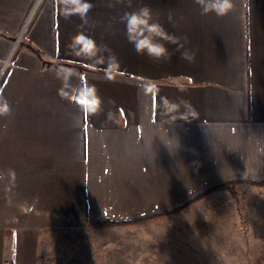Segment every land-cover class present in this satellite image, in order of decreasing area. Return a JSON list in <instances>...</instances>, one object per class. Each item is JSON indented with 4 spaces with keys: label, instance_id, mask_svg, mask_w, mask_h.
Segmentation results:
<instances>
[{
    "label": "crops",
    "instance_id": "0c3cea01",
    "mask_svg": "<svg viewBox=\"0 0 264 264\" xmlns=\"http://www.w3.org/2000/svg\"><path fill=\"white\" fill-rule=\"evenodd\" d=\"M87 2L82 17L77 0H0V69L19 44L0 70V264H38L42 228L80 210L135 221L238 181L232 208L264 212V0L224 17L195 0ZM145 6L178 38L163 56L133 43L145 30L124 14ZM254 230L240 242L260 258L264 218Z\"/></svg>",
    "mask_w": 264,
    "mask_h": 264
},
{
    "label": "rangeland",
    "instance_id": "374dc122",
    "mask_svg": "<svg viewBox=\"0 0 264 264\" xmlns=\"http://www.w3.org/2000/svg\"><path fill=\"white\" fill-rule=\"evenodd\" d=\"M18 46L8 52L1 71ZM239 184L232 185L233 194L231 186L213 190L189 205L126 224L112 225L80 210L77 223L63 219L42 228L38 264H264V255L254 256L258 247L249 254L251 244L243 243L256 233L264 212L232 208ZM148 203L145 198L144 207Z\"/></svg>",
    "mask_w": 264,
    "mask_h": 264
},
{
    "label": "clouds",
    "instance_id": "9594fccd",
    "mask_svg": "<svg viewBox=\"0 0 264 264\" xmlns=\"http://www.w3.org/2000/svg\"><path fill=\"white\" fill-rule=\"evenodd\" d=\"M130 3L131 0H129V6ZM195 3L200 6L202 15L214 13L218 17H224L233 9V0H195ZM77 6L79 8L78 14L82 17H85L92 7L87 0H77ZM124 16L127 17V22L129 24L138 25L145 30L142 39H147V44L141 46L140 43L133 41L138 52L147 51L149 55L155 54L156 56H163L167 53V48L159 41L167 40L173 44L178 43L177 37L168 35L162 25L153 22L151 10L147 6L142 7L137 11L126 12ZM133 21H135V23H133ZM153 49H156L157 51H153ZM182 55L184 59L189 61H192L195 58L194 54L188 55L185 53ZM163 102L168 105L169 112L175 110L177 107L175 104L169 103L166 98ZM10 111L11 109L7 102L0 98V116L9 115Z\"/></svg>",
    "mask_w": 264,
    "mask_h": 264
},
{
    "label": "trees",
    "instance_id": "16d2710c",
    "mask_svg": "<svg viewBox=\"0 0 264 264\" xmlns=\"http://www.w3.org/2000/svg\"><path fill=\"white\" fill-rule=\"evenodd\" d=\"M237 182H238V181H234V182L224 183V184H220V185L214 186V187L210 188L207 192H205L203 195L208 194L209 192L213 191L214 189H218V188L225 187V186L230 187V186H232L233 184H235V183H237ZM203 195H201V196H203ZM201 196H200V197H201ZM180 207H181V206H180ZM180 207H178V208H180ZM178 208H177V209H178ZM175 210H176V209H175ZM170 212H171V211H170ZM151 216H153V215H151ZM151 216H147V217L141 218V219H139V220H144V219H146V218H148V217H151ZM135 221H137V220H135ZM135 221H116V222H114V221H106V222L109 223V224L115 225V224H126V223H130V222H135Z\"/></svg>",
    "mask_w": 264,
    "mask_h": 264
},
{
    "label": "built area",
    "instance_id": "2783aa9c",
    "mask_svg": "<svg viewBox=\"0 0 264 264\" xmlns=\"http://www.w3.org/2000/svg\"><path fill=\"white\" fill-rule=\"evenodd\" d=\"M31 21V17L29 18V20L26 22L24 28H23V32H22V35L26 32V30L28 29V26H29V22ZM21 35V34H20ZM19 39V38H18ZM16 42H18V40H16ZM8 60H6L5 62H7ZM10 63V61H8ZM9 63L7 65H9Z\"/></svg>",
    "mask_w": 264,
    "mask_h": 264
},
{
    "label": "snow or ice",
    "instance_id": "6c2138e0",
    "mask_svg": "<svg viewBox=\"0 0 264 264\" xmlns=\"http://www.w3.org/2000/svg\"><path fill=\"white\" fill-rule=\"evenodd\" d=\"M133 23H135V21H133ZM153 51H157L156 49H153Z\"/></svg>",
    "mask_w": 264,
    "mask_h": 264
}]
</instances>
